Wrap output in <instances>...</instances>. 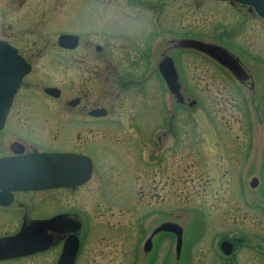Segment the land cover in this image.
<instances>
[{
	"label": "rangeland",
	"instance_id": "obj_1",
	"mask_svg": "<svg viewBox=\"0 0 264 264\" xmlns=\"http://www.w3.org/2000/svg\"><path fill=\"white\" fill-rule=\"evenodd\" d=\"M61 34L90 37L107 50L113 37L124 47L129 35L140 44L134 57L142 59L134 66L133 109L117 110L113 122L122 127L101 130V147L91 149L97 172L63 196L69 211L85 210L76 264H201L208 243L222 236L224 201L229 214L244 219L232 187L249 188L253 176L264 181V20L247 7L213 0H0V39L20 51L34 49L38 64L59 53ZM146 35L151 47L142 45ZM182 39L223 46L249 80L240 85L200 54L169 52ZM165 53L175 57L182 81L175 122L173 97L158 78L147 77ZM7 131L25 133L15 125ZM27 137L39 148L49 145L36 133ZM167 221L184 230L181 263L167 234L144 254L147 237ZM48 256L38 261L46 264Z\"/></svg>",
	"mask_w": 264,
	"mask_h": 264
},
{
	"label": "flooded vegetation",
	"instance_id": "obj_2",
	"mask_svg": "<svg viewBox=\"0 0 264 264\" xmlns=\"http://www.w3.org/2000/svg\"><path fill=\"white\" fill-rule=\"evenodd\" d=\"M78 37L79 43L76 48H59V53L43 60L41 65L38 64L39 59H36L38 53H35L34 49L27 48L25 51L18 49L19 54L30 65L31 72L23 79L9 110L4 129L0 131V161L12 159L13 162L38 153L73 154L89 158L92 162L91 174L97 172L91 149L101 147V130L113 131L122 127L121 124L113 122V114L127 104L130 105L128 110L133 109L134 73H138L134 68L138 60L134 57V52L138 49L134 47L140 44H135L134 37L128 35L125 41L129 42L120 47L121 43H116L117 37H113V45L107 50L94 44L90 37L84 38L81 35ZM144 39L147 45L144 43L142 45L151 47L150 37L146 35ZM171 47L169 52L180 50L177 42H173ZM166 57L175 61L174 56L163 54L156 66L157 70L152 72V76L151 74L147 76L148 79L155 76L164 87L166 86L159 65ZM143 82L147 83L148 80ZM179 83L182 87L181 78ZM240 85L243 86L244 83ZM47 89H55L57 92L47 93ZM167 91L171 95L169 90ZM161 96L160 104L164 106L163 94ZM171 96L175 106L173 117L169 120L175 122L181 102L175 99L174 95ZM162 114L161 120L164 123L165 114ZM10 125H15L18 131L25 133H21V136L17 133H8ZM34 132L49 145L39 148L31 143L27 135H35ZM59 139L65 140L66 143L56 147L54 144L59 142ZM160 141L158 138V142ZM19 173L21 172L17 170L0 169V174ZM26 173L32 174V171ZM254 178L257 179V185L252 187ZM261 178L263 177L253 176L249 188L245 187L244 183L243 186L232 187L238 195L235 205L244 211V219L234 218L233 214H229L231 203L224 201L223 211L227 217L224 218L223 228L220 230L222 236L211 239L204 256L200 257L201 264H264V181ZM84 186L46 191H22L0 187V240L16 236L23 228L34 223L57 221L54 225L56 229L48 231L52 237V244L47 251L25 257L0 259V264H41L38 256L44 254L50 255L46 259V264H58L65 243L71 236H76L79 243V250L73 263L76 264L81 251L78 233L82 229L83 221L80 213L83 215L85 210L80 208L69 211L70 203L63 196L69 192H78ZM65 220L75 223L70 227L79 224V230L74 234L62 231V222ZM154 238L151 251L148 253L144 251V254H150L154 249ZM224 243L227 244L222 248ZM183 244L180 254L177 255L176 252L178 263H181ZM129 263L132 264L133 260ZM158 264H165V260H158Z\"/></svg>",
	"mask_w": 264,
	"mask_h": 264
},
{
	"label": "water",
	"instance_id": "obj_3",
	"mask_svg": "<svg viewBox=\"0 0 264 264\" xmlns=\"http://www.w3.org/2000/svg\"><path fill=\"white\" fill-rule=\"evenodd\" d=\"M221 2L239 3L255 10L257 15L264 19V0H215ZM79 38L74 35H61L58 45L65 49L77 47ZM182 49L200 52L213 59L221 66L229 70L239 81H245L248 76L241 67L239 61L221 46L208 44L197 40H182L179 43ZM160 73L168 89L179 99L180 86L177 83L178 74L173 60L165 58L160 66ZM31 71V67L18 54L16 48L6 41L0 40V131L4 128L7 115L13 103L14 97L20 88L21 82ZM47 93L55 94L57 90L47 89ZM12 159L0 161V169L17 170L19 174H0V187H11L13 190L44 191L58 188H76L88 183L92 176L91 160L73 154H33L17 161ZM26 171H32L27 174ZM252 187L257 185V180L252 181ZM64 232L73 234L79 230V224L65 220ZM57 221H44L34 223L23 228L16 236L0 240V259L24 257L43 252L52 244V237L48 234ZM69 227V228H68ZM160 232L172 233L176 236V249L179 254L182 248L183 230L174 223L160 225L152 236ZM227 243L222 244L225 248ZM152 237L144 245L145 252L151 251ZM79 249L76 236H71L65 243L62 256L58 264H73Z\"/></svg>",
	"mask_w": 264,
	"mask_h": 264
}]
</instances>
